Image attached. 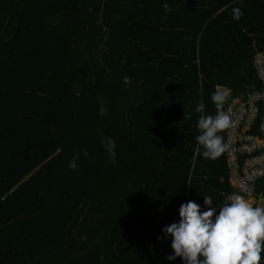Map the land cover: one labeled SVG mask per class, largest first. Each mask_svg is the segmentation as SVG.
I'll return each mask as SVG.
<instances>
[{
    "label": "trees",
    "instance_id": "trees-1",
    "mask_svg": "<svg viewBox=\"0 0 264 264\" xmlns=\"http://www.w3.org/2000/svg\"><path fill=\"white\" fill-rule=\"evenodd\" d=\"M257 51L264 0H0V264H183L181 203L239 193L198 118L262 90Z\"/></svg>",
    "mask_w": 264,
    "mask_h": 264
},
{
    "label": "clouds",
    "instance_id": "clouds-1",
    "mask_svg": "<svg viewBox=\"0 0 264 264\" xmlns=\"http://www.w3.org/2000/svg\"><path fill=\"white\" fill-rule=\"evenodd\" d=\"M166 11L169 5H163ZM243 12L233 8V19L239 20ZM124 84L131 85L130 77H124ZM231 93L226 88H218L211 94L216 108L215 115H200L197 121L199 134L196 142L203 148L205 159H217L227 149L222 132L233 126L230 115L223 111V106ZM194 111L204 113L205 105L198 102ZM191 114L184 112L185 120ZM200 152V149H197ZM84 155L75 152L68 167L75 170L77 160ZM207 210L195 201L181 203L178 209L179 220L166 225L162 231L171 236L172 254L168 260L181 258L183 264H262L264 262V206H254L246 196L233 192L225 197L222 206L212 207L211 196H203ZM159 239V237H158Z\"/></svg>",
    "mask_w": 264,
    "mask_h": 264
},
{
    "label": "built area",
    "instance_id": "built-area-1",
    "mask_svg": "<svg viewBox=\"0 0 264 264\" xmlns=\"http://www.w3.org/2000/svg\"><path fill=\"white\" fill-rule=\"evenodd\" d=\"M252 63L262 90L250 93L245 100L234 99L223 109L233 121L226 131V154L234 188L254 206H264V116L256 123L260 109L264 112V52L257 51ZM252 128L257 129L256 134Z\"/></svg>",
    "mask_w": 264,
    "mask_h": 264
},
{
    "label": "water",
    "instance_id": "water-1",
    "mask_svg": "<svg viewBox=\"0 0 264 264\" xmlns=\"http://www.w3.org/2000/svg\"><path fill=\"white\" fill-rule=\"evenodd\" d=\"M109 141H110V151H111L112 155H114L116 143L112 139H109Z\"/></svg>",
    "mask_w": 264,
    "mask_h": 264
}]
</instances>
